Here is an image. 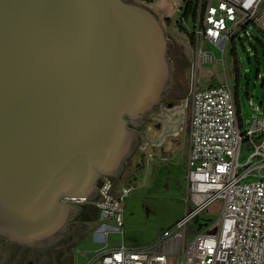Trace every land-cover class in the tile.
I'll return each instance as SVG.
<instances>
[{
  "label": "water",
  "instance_id": "1",
  "mask_svg": "<svg viewBox=\"0 0 264 264\" xmlns=\"http://www.w3.org/2000/svg\"><path fill=\"white\" fill-rule=\"evenodd\" d=\"M171 48L142 0H0L1 239L70 238L83 205L61 199L120 179L172 89Z\"/></svg>",
  "mask_w": 264,
  "mask_h": 264
},
{
  "label": "built area",
  "instance_id": "2",
  "mask_svg": "<svg viewBox=\"0 0 264 264\" xmlns=\"http://www.w3.org/2000/svg\"><path fill=\"white\" fill-rule=\"evenodd\" d=\"M185 8L183 2L178 25L194 47L193 68L212 63L216 53L225 55L249 23L264 34V0H198L193 16ZM238 96L234 84L190 82L182 104L188 112L191 210L153 243L120 244L86 264H264V120H253L243 131ZM111 181L103 179L95 202L61 201L94 206L103 224L121 232L131 189L119 185L112 191ZM215 202L217 218L187 241L188 223Z\"/></svg>",
  "mask_w": 264,
  "mask_h": 264
},
{
  "label": "rangeland",
  "instance_id": "3",
  "mask_svg": "<svg viewBox=\"0 0 264 264\" xmlns=\"http://www.w3.org/2000/svg\"><path fill=\"white\" fill-rule=\"evenodd\" d=\"M142 1L165 25L172 44L169 56L181 89L169 93L163 101L162 106L167 109L165 114L157 107L145 120L139 131L141 141L137 151L127 161L120 179L111 181L112 191L119 185L131 189L124 201L122 231L103 224L98 210L87 205L70 224L72 230H78L77 235L56 247L23 250L0 238V264H86L117 245L153 243L169 232L192 208L186 187L188 112L182 104L192 80L199 86L234 84L239 91L243 131L250 128L253 120H264V34L260 30L247 24L225 55L216 53L212 63L193 68L194 47L178 25V9L183 1ZM218 208L219 202H215L188 223L187 241L196 233L209 229L206 222L217 218ZM102 225L107 226L108 231L99 241L100 235H104Z\"/></svg>",
  "mask_w": 264,
  "mask_h": 264
},
{
  "label": "flooded vegetation",
  "instance_id": "4",
  "mask_svg": "<svg viewBox=\"0 0 264 264\" xmlns=\"http://www.w3.org/2000/svg\"><path fill=\"white\" fill-rule=\"evenodd\" d=\"M180 89H181V84H179V83L176 82V76H175V70H174L172 89H171V91H170L169 93L178 92V91H180ZM157 107H159V110H160L163 114H165L164 111H167V109L164 108V107L162 106V104L159 105V106H157ZM157 107H155V108H157ZM155 108H154V109H155ZM154 109H153V113H154ZM177 116H178V115H177ZM126 163H127V162H126ZM125 166H126V164H125ZM100 182H101V181H100ZM100 182H99V183H100ZM85 207H86V206L83 205V208H85ZM77 233H78V230H74V229L72 230L71 227H70V239H72ZM11 245H13V244H11ZM13 246H16L17 248H21V249H23V250H28V249H29V248H22V247H20V246H18V245H13Z\"/></svg>",
  "mask_w": 264,
  "mask_h": 264
},
{
  "label": "trees",
  "instance_id": "5",
  "mask_svg": "<svg viewBox=\"0 0 264 264\" xmlns=\"http://www.w3.org/2000/svg\"><path fill=\"white\" fill-rule=\"evenodd\" d=\"M148 2H151L152 0H147ZM198 0H183L184 4H185V15H194V9L196 6ZM87 207V205H86Z\"/></svg>",
  "mask_w": 264,
  "mask_h": 264
},
{
  "label": "crops",
  "instance_id": "6",
  "mask_svg": "<svg viewBox=\"0 0 264 264\" xmlns=\"http://www.w3.org/2000/svg\"><path fill=\"white\" fill-rule=\"evenodd\" d=\"M102 230H105V229H107V226H105V225H102L101 227H100ZM77 235V234H76ZM100 240L99 241H102L103 239H104V235H100V238H99ZM137 245H143V244H137ZM31 264V263H30Z\"/></svg>",
  "mask_w": 264,
  "mask_h": 264
}]
</instances>
